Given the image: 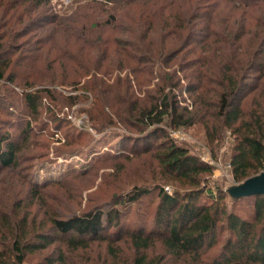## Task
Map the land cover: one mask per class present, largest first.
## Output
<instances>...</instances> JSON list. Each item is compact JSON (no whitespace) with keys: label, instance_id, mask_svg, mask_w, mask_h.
<instances>
[{"label":"trees","instance_id":"trees-1","mask_svg":"<svg viewBox=\"0 0 264 264\" xmlns=\"http://www.w3.org/2000/svg\"><path fill=\"white\" fill-rule=\"evenodd\" d=\"M134 1L122 0L124 4ZM48 3L0 0V50L17 40L27 24L20 30L17 26L31 22L32 14ZM223 3L228 4L226 10L213 7ZM167 8L173 11L165 13ZM140 14L144 20L138 21V29H156L160 37L156 43L144 45L127 39L125 46L137 54L140 63L163 68L165 73L158 77L161 85L143 99L135 98L128 87H116L118 105L113 113L109 116L104 111V99L103 106L94 100L99 107L91 119L98 129L113 122L129 126L141 136L131 141L145 140L152 133L163 136L151 156L164 178L178 186L172 193L156 186L157 203L149 227L143 220L136 228L124 227L122 213L115 206L64 218L37 219L29 211L22 216L8 211L0 216V264H26L33 257L32 264H94L89 259L75 261L69 254L87 250L96 240L123 239L130 241L136 254L132 264H146L142 252L156 241L169 256L188 258L189 264H264V195L230 196L234 202L251 198L252 213L240 216L227 211L221 192L216 197L201 187L203 176L210 175L212 167L167 138L162 129L167 119L175 127L200 122L210 144L229 130L234 136L233 180L240 184L264 172V0H162ZM155 14H159L158 21L148 19ZM6 65L0 62V81ZM5 81L11 83L12 79ZM41 93L47 94L43 89L22 95L35 110ZM182 93L191 98V109L179 103ZM20 150L21 143L11 135H1L0 167L18 168ZM148 193L145 187H135L123 203H136ZM219 232L227 234L220 250L213 258L202 259Z\"/></svg>","mask_w":264,"mask_h":264},{"label":"rangeland","instance_id":"rangeland-1","mask_svg":"<svg viewBox=\"0 0 264 264\" xmlns=\"http://www.w3.org/2000/svg\"><path fill=\"white\" fill-rule=\"evenodd\" d=\"M161 1L49 0L32 14L31 22L17 26L20 30L27 24L17 40L0 50L1 64H7L0 81V136L11 135L21 143V150L18 168L0 167V216L12 210L19 216L29 211L37 219L64 218L115 206L122 213L124 227L136 228L142 220L150 226L157 203L156 186L164 191L168 188L169 193L178 186L164 178L151 156L163 136L152 133L145 140L131 141L141 137L134 129L117 122L98 129L91 117L98 102L103 106L102 99L106 114L113 113L118 105L116 87H128L137 99L160 87L158 77L165 73L163 68L140 63L137 54L125 45L127 39L142 45L156 43L159 32L147 27L140 31L137 24L144 20L139 16L145 7ZM226 5L213 7L223 11ZM158 18L155 14L148 19ZM130 30L134 34H129ZM142 32L145 38H141ZM8 77L11 83L5 81ZM43 89L47 94H40L34 110L22 92ZM180 97L179 103L191 109L189 95L182 93ZM162 129L167 138L212 167L211 174L203 176L202 188L210 189L216 197L221 192L227 211L240 216L252 213L251 198L234 202L228 192L238 185L231 174L234 136L229 130L210 144L200 122L175 127L167 119ZM135 187H145L149 193L136 203H123ZM209 199L202 196L208 203ZM226 235L219 232L215 245L203 251L202 259L213 258ZM142 254L146 264L190 263L188 258L169 256L160 241ZM69 255L75 261L89 259L94 264H132L136 254L130 241L123 239L96 240L87 250ZM33 259L26 264L35 262Z\"/></svg>","mask_w":264,"mask_h":264},{"label":"water","instance_id":"water-1","mask_svg":"<svg viewBox=\"0 0 264 264\" xmlns=\"http://www.w3.org/2000/svg\"><path fill=\"white\" fill-rule=\"evenodd\" d=\"M228 192L234 198L264 195V172L246 179L242 183L232 187Z\"/></svg>","mask_w":264,"mask_h":264},{"label":"built area","instance_id":"built-area-1","mask_svg":"<svg viewBox=\"0 0 264 264\" xmlns=\"http://www.w3.org/2000/svg\"><path fill=\"white\" fill-rule=\"evenodd\" d=\"M165 191H166L167 193H169L168 188H165Z\"/></svg>","mask_w":264,"mask_h":264}]
</instances>
